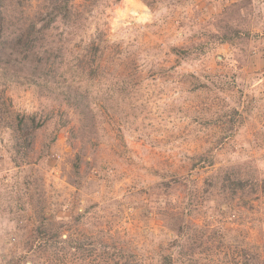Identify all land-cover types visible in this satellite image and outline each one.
<instances>
[{"label": "rangeland", "instance_id": "374dc122", "mask_svg": "<svg viewBox=\"0 0 264 264\" xmlns=\"http://www.w3.org/2000/svg\"><path fill=\"white\" fill-rule=\"evenodd\" d=\"M46 4L7 0V33ZM71 6L72 18L53 22L36 47L42 57L36 70L32 55L16 74L0 64V96L10 109L61 111L66 120L45 165H34L31 151L28 165L13 166L12 133L0 128V264L24 251L18 205L29 230L39 209L67 217L94 203L102 207L88 212L84 231L104 234L109 226L106 242L134 255V264H163L161 255L170 253L172 264H187L171 245L176 208L170 217L145 212L146 198L138 193L183 176H196L194 186L201 187L219 166L238 163L264 178V0H153L152 6L72 0ZM225 29L239 30L236 44L208 43L214 39L202 34ZM90 41L101 52L94 73L77 63ZM195 42L205 49L177 63L172 47ZM50 53L59 56L45 59ZM77 155L79 175L72 166ZM235 202L207 216L199 205L188 215L210 233L198 263L236 264L232 255L262 248L264 194L250 208ZM103 250L111 252L98 249L92 264L117 262ZM42 262L30 255L20 264Z\"/></svg>", "mask_w": 264, "mask_h": 264}, {"label": "trees", "instance_id": "16d2710c", "mask_svg": "<svg viewBox=\"0 0 264 264\" xmlns=\"http://www.w3.org/2000/svg\"><path fill=\"white\" fill-rule=\"evenodd\" d=\"M71 1L47 0L46 7L44 5L34 19L20 21L21 24L17 25V28L7 33L9 28L5 10L7 0H0V64L5 68L6 73L16 74L24 70L22 64H25L31 55L34 57L31 60L34 64L32 68L34 70L38 68L36 63L41 62L42 57L35 56V49L42 42L44 33L52 26L53 22L58 18L64 21L72 18ZM142 1L148 6L153 5V0ZM21 2L22 0H16L17 4H21ZM22 20L25 19L22 18ZM8 21H10L9 18ZM202 34L214 39L208 43L228 42L232 45L236 44V38L240 35L238 29H225L221 32L209 30ZM204 45V42H195L191 46L172 47V51L176 55L177 63H180L196 56L197 52L203 51ZM100 53V47L94 41H90L85 52L77 60L78 66L81 69H87L88 73H94V64ZM51 55L55 56L53 60L59 56L58 53H50L45 59ZM61 113V111L58 114L50 112L44 116L36 112L20 113L10 109L0 96V128H7L12 133L13 143L9 159L13 166H22L24 163L28 165L31 151L35 155L34 165L46 164L48 157L52 154V146L58 131L66 125V120L63 119ZM72 164L75 174L79 175L80 158L78 155ZM258 177L252 173L249 166L241 163L230 164L219 166L209 173L206 178H203L201 187L194 186L199 182L196 176L193 178L183 176L162 180L140 189L138 194H142L146 198L144 201L147 208L146 211L144 210L145 212L153 210L161 217H170L173 214L169 210L176 208L178 215L173 216L174 221L171 226L176 237L171 240V245L179 247V251L176 252L177 256L187 264H208L198 263L199 259L196 258V254L204 253L200 252L199 248L206 244L210 233L209 231L207 233L206 228L196 226L188 218V215L198 209L199 205L204 210L205 216L209 213L214 214L215 208L217 209L224 203L231 205L234 200L237 201L236 204H241L245 208L252 207L253 200L264 194V178ZM76 180L79 182V178ZM180 194H183L184 197L179 201ZM21 196H18L19 200ZM95 207L100 210L102 206L94 203L84 207L81 212L73 211L67 217H47L44 211L39 209L35 225L27 230L25 224H21L23 215H19L21 213L19 210H23L24 206L18 205L14 214L19 216L18 227L23 230L25 235L23 243L18 246L21 245L24 251L7 259L6 264H20L21 259L29 258L30 255L38 259L41 258L42 263L46 264H92L97 250L101 248L111 251L110 253L105 250L102 252L107 256L111 255L114 261H117L114 264H134V255L124 252L120 246L119 248L111 247L108 245L109 242H106V238L110 235L109 226L104 230V234H99L96 231H84L83 219L88 217V212ZM209 209L213 211H209ZM166 213L167 215H164ZM205 224L209 227L208 222ZM213 231L215 233V229ZM206 234L207 237H204ZM110 237L112 238V236ZM114 243L115 241L112 240V245ZM255 246V248L242 250L236 256L232 255L233 257L230 259L236 264H264V244L262 245L263 250L259 248V245ZM172 255L173 253L161 255V262L172 264ZM130 256L133 258L130 259Z\"/></svg>", "mask_w": 264, "mask_h": 264}]
</instances>
